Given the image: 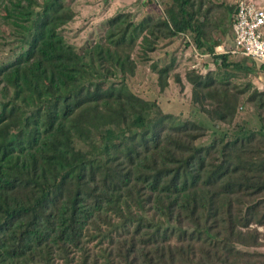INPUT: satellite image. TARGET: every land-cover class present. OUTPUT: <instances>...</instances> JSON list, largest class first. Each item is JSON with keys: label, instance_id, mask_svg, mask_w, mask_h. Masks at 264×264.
<instances>
[{"label": "trees", "instance_id": "1", "mask_svg": "<svg viewBox=\"0 0 264 264\" xmlns=\"http://www.w3.org/2000/svg\"><path fill=\"white\" fill-rule=\"evenodd\" d=\"M158 1L162 17L117 14L78 52L60 34L73 0H0L19 45L0 62V264H264V90L233 85L255 70L215 54L221 5ZM180 35L213 65L186 73L195 119L127 85L137 47ZM171 70H157L162 88ZM241 103L256 125L236 120Z\"/></svg>", "mask_w": 264, "mask_h": 264}, {"label": "rangeland", "instance_id": "2", "mask_svg": "<svg viewBox=\"0 0 264 264\" xmlns=\"http://www.w3.org/2000/svg\"><path fill=\"white\" fill-rule=\"evenodd\" d=\"M37 1L40 3L42 0ZM255 1L264 7V0ZM212 2L221 6L212 8L209 15L212 24L210 40L220 39L222 46L227 50L231 46L232 27L226 8L232 6L235 0H212ZM208 5L210 3L206 1L205 8ZM71 6L75 17L60 31V34L65 42L72 45L78 52L101 41L106 21L117 14H129L130 20L135 23L147 15L163 16V7L158 0H73ZM193 44L191 36L180 35L174 39L159 40L156 50L146 56L141 47H137L132 54L136 63L134 75L126 77L130 90L145 100L156 102L164 113L195 119L196 117L191 114L193 110L190 100L191 86L186 82V73L193 70L205 74L213 69V65L208 54L204 55L205 51L196 49ZM18 46L13 37H8L6 33L0 31V62L11 60L12 53L18 50ZM238 59L251 65L255 72L254 74L236 73L231 80L232 84L242 87L248 83L251 87L264 90V72L259 69L261 64L244 56L236 57V60ZM169 64H172V70L168 75L166 86L162 88L157 70ZM177 78L180 80L179 83L176 81ZM236 120L246 121L251 126L256 125L254 108L241 103ZM218 128L219 131H224L227 126L219 124ZM213 135L208 130L204 142H209ZM258 230L264 232V228H258ZM257 251L264 252V245L257 248Z\"/></svg>", "mask_w": 264, "mask_h": 264}, {"label": "built area", "instance_id": "3", "mask_svg": "<svg viewBox=\"0 0 264 264\" xmlns=\"http://www.w3.org/2000/svg\"><path fill=\"white\" fill-rule=\"evenodd\" d=\"M232 32V45L227 50L216 47L215 54L230 53L264 64V8L255 0H235Z\"/></svg>", "mask_w": 264, "mask_h": 264}, {"label": "crops", "instance_id": "4", "mask_svg": "<svg viewBox=\"0 0 264 264\" xmlns=\"http://www.w3.org/2000/svg\"><path fill=\"white\" fill-rule=\"evenodd\" d=\"M260 5H261V7H263L261 3H260ZM263 8H264V7H263ZM232 39H233V32H232ZM231 45H232V40H231ZM219 46H222V44L219 45ZM217 47H218V46H217ZM215 48H216V47H215Z\"/></svg>", "mask_w": 264, "mask_h": 264}]
</instances>
